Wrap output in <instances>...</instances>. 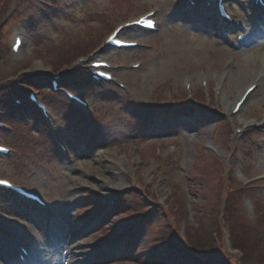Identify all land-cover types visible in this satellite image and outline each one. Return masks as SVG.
Returning <instances> with one entry per match:
<instances>
[{
    "label": "rangeland",
    "instance_id": "374dc122",
    "mask_svg": "<svg viewBox=\"0 0 264 264\" xmlns=\"http://www.w3.org/2000/svg\"><path fill=\"white\" fill-rule=\"evenodd\" d=\"M185 1L0 0V86L15 84L21 89L26 68L31 74L68 71L75 74L69 80L74 85L84 79L77 72L85 74L88 67L78 64V59L102 55L121 65L117 76L128 87L90 86L82 90L85 94L80 92L90 106L80 113L87 123L83 134L67 123L63 126L70 112L59 95L54 97L51 121L41 127L53 136L58 134L69 155L56 157L50 141L46 152L36 149L18 156L16 151L10 158H0V178L42 195L52 213L47 218L44 212L0 192V212L20 219L15 226L0 229V262L12 232L19 236L9 238L33 242L35 258L41 260L36 263L33 258L34 264H160L170 247L159 245L172 236L190 251L187 241L195 244L192 229L196 227L192 205L206 203L204 212L214 200L215 211L212 207L208 218L213 232L221 235L220 253L242 264V253L233 242L248 237L264 260V126L236 134L249 120L261 121L264 116V26L258 30L256 23L249 25L245 34L253 35V42L238 44L234 29L226 30L213 21L214 14L203 11L202 0L190 11ZM250 1L228 2L245 24L250 20ZM150 10L158 11L159 32H128L133 33L128 39L140 42V49L103 48L105 37L116 26ZM19 34L26 46L21 56L12 57L11 41ZM72 43L84 46V53L58 65ZM45 45L53 47L56 56L48 55ZM134 63H140V69L130 70ZM202 78L209 84V93L200 87ZM186 79L191 81L193 100L185 93ZM83 82L87 84L86 79ZM251 84L258 89L240 113L230 117V109ZM217 86L223 93L221 100L214 96ZM224 123L230 131L221 146L215 125ZM27 127L25 132L31 133ZM91 131H96L94 136ZM0 134L9 141L12 132ZM195 165L205 183L194 194L187 187ZM132 196L139 204L131 203ZM84 199L102 208H84ZM171 200L176 212H163ZM120 201L124 207L132 206L114 214ZM232 203L236 212H229L226 221L225 209ZM139 214H143L141 221L133 223ZM199 256L203 259L204 252ZM150 257L154 258L148 261ZM175 260L165 257L162 264Z\"/></svg>",
    "mask_w": 264,
    "mask_h": 264
},
{
    "label": "trees",
    "instance_id": "16d2710c",
    "mask_svg": "<svg viewBox=\"0 0 264 264\" xmlns=\"http://www.w3.org/2000/svg\"><path fill=\"white\" fill-rule=\"evenodd\" d=\"M71 45H72L71 47L72 49L67 50L63 54V56L60 59L61 63H59L58 65H61V66L65 65L64 63H67L69 60L74 58L76 56L75 54L81 55L82 54L81 52H83V50L85 49L84 46L80 47L81 44L72 43ZM43 50H45L48 53V55H50L51 53L52 55L56 56L55 50L51 46L45 45ZM72 76L73 75L67 76V78L63 82L64 86L69 87V88H72V87L78 88L79 87L78 82L75 81L74 85L69 83V80L74 78V76L73 77ZM77 76L80 78H83V75L80 72L77 73ZM25 83L27 84V86L36 88L40 90L42 93H44L47 101L49 100L50 102H53V103L55 102L54 96L49 91L50 90L48 86L49 81L46 78L27 77L25 78ZM86 87L88 88V86L84 84L83 88L85 89ZM15 96L19 97L20 99L24 100L27 103L25 99L26 92L24 91V89H18L14 87L12 84L10 85L4 84L0 86V110L1 111L3 110L2 111L4 114L3 121L13 124V127L16 129L15 130L16 135L13 136L14 140L13 139L12 140L18 145L19 150H21L22 152H33L36 149L46 152L45 151L46 144L47 145L50 144V141H51L47 131H45L41 127L42 123L40 119L30 109H28L29 111L28 121L27 123L24 122L23 117L20 114L19 110L13 105L12 98ZM64 107H67L66 109L69 110L70 112V114H68V117H66L67 124L70 125V127H74L77 131L80 132V134L85 133L87 131V127H86L87 123H85L84 121L85 118L83 117V115L80 114L82 112L74 110L67 104ZM76 112L77 113L79 112L78 114L80 116L78 118L75 117L77 116ZM27 124H29L30 126V129L29 127L27 128L31 133H26L24 130ZM216 127H217V131L219 132L218 135H219L220 145L222 146L224 139L226 143V134H227L226 132L229 133L230 130L228 129L225 123L223 125L219 124V126L215 125V128ZM91 133L94 136L96 131H91ZM225 143L223 146L224 149H225ZM33 147H37V148H34L31 151ZM201 156L205 157L204 155H201ZM195 166L197 167V169L196 168L195 170L193 169L192 176L188 177L189 181H188V187H187L188 190H190L189 193L192 192L194 194L197 193V190H198V189L196 190V187H198L201 183L202 184L205 183V181H203L205 180V177L198 170L199 165H195ZM232 192L234 191L233 190L229 191L227 195L228 196L229 194L231 195ZM136 193L139 194L140 192H136ZM173 198L176 199L175 196ZM231 198L233 197L231 196ZM130 201L131 203H134L136 205L139 204L138 203L139 199H137L136 196H132ZM214 201H213V204H215ZM93 202H96V201L92 200L91 202H89L88 199H84L83 205H86L84 208H89V207H95V208L98 207L100 209L102 208V206L95 205ZM173 202L174 200L173 201L171 200L170 203L167 205V209L164 210L163 212L165 213L166 212H176L177 208L174 206ZM121 203L122 202L120 201L117 204L114 214H119L124 210L129 211V209L131 208L130 206H132L130 205L129 207H124L123 203L122 204ZM201 203L202 201L198 205L197 203L196 205L194 204L192 205L193 207L192 209L194 212L193 216H194L196 227L192 229L195 244L193 245L192 241H188V246H189L190 251H187L185 247H183V245L179 242V240L176 239L175 236L174 237L172 236V238L160 244L159 247L163 245L164 246L166 245V247H170V249L165 252L164 256L167 258H171V259L172 257H176V260L173 261L172 264H234L235 261L231 259L232 257L225 256L224 254L226 253L224 254L220 253L221 246L219 244L221 243V240H222L221 235L218 233H215V231L213 232L214 229L210 228L211 222H210V218H208V212L211 211L213 204L210 206L209 209L205 210L204 212H201V209L205 208V204H206V203H203V204ZM212 211H215V206L212 208ZM229 212H236L234 203L231 204L229 209L227 210L225 209L224 217L227 216ZM233 216L234 215L230 216V220L233 218ZM224 219L228 221L227 217H225ZM216 228H219V224H216ZM229 230H230V233H232L231 228H229ZM217 234L219 235L218 243L216 242V237H215L217 236ZM233 236L234 235H231L232 242H233ZM235 240L236 242H233L234 247L238 248L242 253V264H264V260L261 259L259 256H257L255 253V249L257 248V245L251 244V241H249L248 237H246V239L242 238V240H239V239L238 240L235 239ZM200 252L202 253L204 252L205 254V257L203 259H201L199 256ZM164 258H161V259L163 260ZM162 260L160 261V264H162L163 262Z\"/></svg>",
    "mask_w": 264,
    "mask_h": 264
},
{
    "label": "bare ground",
    "instance_id": "6f19581e",
    "mask_svg": "<svg viewBox=\"0 0 264 264\" xmlns=\"http://www.w3.org/2000/svg\"><path fill=\"white\" fill-rule=\"evenodd\" d=\"M21 51L18 52V56L20 55ZM222 95V94H221ZM219 99L221 100L222 99V96L219 97ZM255 123H257V121H254Z\"/></svg>",
    "mask_w": 264,
    "mask_h": 264
},
{
    "label": "snow or ice",
    "instance_id": "6c2138e0",
    "mask_svg": "<svg viewBox=\"0 0 264 264\" xmlns=\"http://www.w3.org/2000/svg\"><path fill=\"white\" fill-rule=\"evenodd\" d=\"M2 183H6V181L0 180V184H2Z\"/></svg>",
    "mask_w": 264,
    "mask_h": 264
}]
</instances>
